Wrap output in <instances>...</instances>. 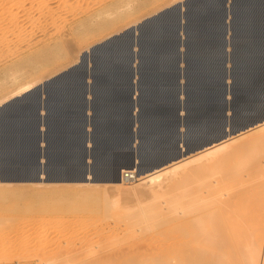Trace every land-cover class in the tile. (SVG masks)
<instances>
[{"label": "bare ground", "instance_id": "6f19581e", "mask_svg": "<svg viewBox=\"0 0 264 264\" xmlns=\"http://www.w3.org/2000/svg\"><path fill=\"white\" fill-rule=\"evenodd\" d=\"M230 1L226 9L233 15L232 21L227 24L230 30L228 32H232V36L241 43L237 48L238 54L236 52L235 57L231 52L234 66L231 73L236 77L237 96H242L244 100L241 103L244 107L249 108L264 98V0ZM213 2L211 0H187L184 2V13L177 11L175 6L169 5L171 7L169 9L173 10L172 7L175 9L172 11L173 15L176 17L175 14L179 13L181 15L178 16H181L180 18L184 20L182 30L186 33L184 44L188 47L187 50L195 58H199V63L188 66L189 69L203 78H209L208 85L203 88L193 86V82L190 83L191 95H189V98L184 96L186 98L184 105L188 107L190 113L186 118L184 116V122L189 124L190 128H207L214 121L220 120L224 105L223 88L220 85V79L223 75L222 70H220V63L222 64L226 55L224 56L222 36L220 37L219 34L226 29L223 22L225 6L223 0H213ZM168 13H170V10ZM175 17L162 13L159 19L154 18L142 22L139 30H137L138 36L135 37L136 39L127 31L130 26L121 29L113 34L121 32L123 33L121 38L114 37V39L109 40L107 38L110 36L107 37L101 42L99 51L94 50L95 52L92 53H96L92 57L96 64L92 65L90 71L94 76L105 72L109 77L108 82L94 81L91 92L96 100L103 104L99 116L93 120L96 129L94 132L95 137L101 136L99 142L107 145L114 144L112 140H116V145L119 146L120 152H117L115 157V179H113V182L104 184H95L96 182L71 184L37 182L27 184L0 181L1 187L3 184L14 185L20 189L40 187L52 190L57 195L58 193L61 194L56 197H59V202L63 200L66 203L59 204L56 201L58 204L52 206L50 218L47 215L49 221L56 222L51 231L53 235L54 233H63V227L68 222L72 225L80 224L89 227L88 230L90 229L85 235L82 234L81 238H77L78 240L73 238L74 241L71 242L72 240L69 239V245H67L68 243L65 244L67 246L63 249L60 247L61 250L56 246L52 248L51 245L53 244L45 240L44 237L49 234L48 230L39 229L37 235L40 237L38 240H40L33 246H36L42 255V259H39L40 264H264V213L263 215L252 213L253 209L251 212L249 206L254 205H250L248 202L250 200L248 196L250 189H256L262 185L264 187V182H260L264 178L260 180V175H263L264 169H262V166H264V163L261 162L263 163L261 166L258 161V164L256 161L255 163L250 161L254 158L257 159V156L264 157V123L258 124L259 126L254 129H252L253 127L249 128L251 130L244 131L238 136L224 139L225 141L214 144L210 148L207 147L201 152L198 151L199 153L183 157L168 166L148 172L145 170L146 165L162 150L164 140L163 138L159 140L160 133L171 132L172 127L170 125L173 123V111L177 106L174 100L175 97L173 98L172 95L167 96L170 103H167L169 104L167 108H164V106L153 108L151 104L153 99L164 94L158 90L163 77L154 79L150 74L151 84L146 83L143 85L144 89L149 88L150 90L144 92L138 101V105L142 108L141 115L137 118L140 125L138 131L140 139H142L140 145L143 146L144 153L134 155L132 152L121 151L127 144L125 140L119 141L118 139L126 136V133H122V130L127 129V109L130 103L115 97V99H110L114 89L115 91L117 89V83L115 85L112 78H118L122 69L120 66H112L123 65V63H118V60L124 59L123 62H125L129 59L130 48L136 44L139 52L138 59H141L142 56L147 57V61L146 58L141 59L144 65L167 62V64L170 63L168 64L169 67L173 69L174 54H176L178 46L175 34L179 29V20ZM254 34L257 35L258 39L254 37ZM3 38V0H0V58L6 55L3 54ZM208 48L212 50L209 51ZM9 51L11 55L14 52ZM105 54L107 57H104ZM19 55L21 54L19 53ZM229 57L231 59V55ZM50 58L52 59L51 56ZM79 59L80 57L76 59L78 63ZM81 62L72 71L68 69L71 72L68 71L59 77L54 74L57 78L44 84L42 91L45 93L44 100L40 98L42 89L40 91L39 89L34 91L32 89L43 82L46 76L32 80L27 85L21 86L23 88L13 89L14 91L9 95L0 99V106L8 102L6 106L3 105L4 107L0 112V156L2 165L4 163L3 156L9 161L15 162V157H20L23 150L32 147V132L38 121L36 118H39L35 115V108L40 104V99L45 107L49 108L55 115L46 120V124L50 126L48 128L50 129L48 138L54 142V149L58 150L64 147V144L68 145L66 141L60 143V140L80 139V133L77 130H81L84 118L77 113L80 114L83 106L76 100L83 90L80 81L84 74L86 60ZM213 64H215V67L212 66ZM15 70L7 71L14 75V73L19 72V70ZM28 70L30 71V69ZM20 72H23V70L21 69ZM57 72L59 73V71ZM189 75L191 78L192 73L189 72ZM171 76H165L164 78ZM169 81L172 82L171 79ZM124 87H126V84ZM69 88L72 89L71 92L67 90ZM30 90L32 91L28 95L14 99ZM256 90L263 91L262 95L256 94ZM66 91H68L69 96L65 94ZM197 96H201L203 99L200 107L195 105L194 98ZM210 105L216 106L215 111L210 110ZM11 107L16 108L14 113L12 110L9 111ZM113 115L120 118L119 121L115 122L116 125L110 124V118ZM195 116L198 118H195ZM134 117L137 116L134 115ZM78 141L80 146L81 141ZM101 149L99 148V150ZM79 150L80 147H78V153ZM104 152L106 151H98L95 155L99 153L102 155ZM239 160H242L241 163ZM10 167L12 166L10 165ZM250 196H252V193H250ZM80 200L85 202L76 203ZM91 200L93 202H87ZM248 208L250 211H247ZM59 213L65 216L64 219H62V215H58ZM120 219H122V225L119 223ZM32 230L33 224L30 221L24 223L21 231L23 238L30 239L33 234ZM75 232L71 233L74 234ZM119 240L121 241L119 242ZM130 240L133 242L130 243ZM126 241L128 243L124 244L123 242ZM41 252L45 253L42 254Z\"/></svg>", "mask_w": 264, "mask_h": 264}, {"label": "crops", "instance_id": "0c3cea01", "mask_svg": "<svg viewBox=\"0 0 264 264\" xmlns=\"http://www.w3.org/2000/svg\"><path fill=\"white\" fill-rule=\"evenodd\" d=\"M186 1L187 0L178 1L175 4V8H177V11H179V12L181 11L180 13H184V11H183L184 10V2H186ZM223 1H224V6H225L223 22L226 25V29L223 31V33H220L219 36L220 37L222 36V42H223L222 50L224 52V56L225 55L226 56L223 59L222 64L220 63V70H222V73H223V75L220 79V85H222V88H223V94L222 95L224 98V105H223V108L221 110V119L218 121H214L207 128H203V127H196V128L191 127L190 128L189 124H186L184 122L185 118L187 116H189V114H190L188 111V107H186L184 105L186 102V98L187 97L189 98V95H191L190 94V85H191L190 83L191 82H190V75H189L188 66H191V65L196 64V63L198 64L199 58L198 57L195 58L193 56V54H191L187 50L188 47L184 44L186 41V33L182 30V26L184 24V20L182 18L181 20L183 22L180 20L179 29L175 34V38L177 40L178 46L176 49L177 51L175 54V59H174L175 62H174L173 70H166V69L163 70L164 73L172 72L173 75L171 77H168V78H163L161 84H159L160 86L158 87V90H160V92H163L167 96L173 95L172 97L173 98L175 97L174 100H175L177 106L175 107V110L173 111V123H172V125H170V127H172L171 132H161L160 133L159 140L160 139L162 140V138L164 140L163 145H162V150L159 151L155 155L156 157H153L154 159L153 158L151 159V161H150V163H148V165H146L147 168L145 167V170L148 172H153L155 170H158V169H161L165 166H168L167 164L169 162L173 161L175 159V157L178 155V147L181 148L182 153H183V157H188L194 153L196 154V153L201 152V150L202 151L205 150L207 147L210 148V146L212 145V143H214L215 140H224V139L227 140V138L229 139V138L238 136V135L242 134L244 131L246 132L248 130H251L249 128L253 127L252 129H254V128H256L259 125L264 123V98L262 100L258 101V103H255L251 107L247 108V107L243 106V103H241L244 100L243 97L237 96L238 88H236V77L231 73L233 71V67H234L232 64V54H233V57H235L236 52L238 54L237 48L239 47V45H241V43L239 41H237L235 39V37L232 36V32H228L230 30H229L227 24H229V22L232 21V15L233 14H231L228 11V9H226V8L229 6L231 1L230 0H223ZM169 8H171V7L164 8V9L156 12L154 15L152 14L153 17L150 16L149 18H146L144 21H149L150 19H154V18L160 16L165 11H168ZM228 13L230 14V16ZM139 23L136 25L130 26L127 29V31L130 33V35H132V37H134V39H136L138 36L137 30H139L142 22H139ZM181 30H182V32H181ZM113 34H110V35H113ZM182 35H184V36H182ZM223 35H225V36H223ZM122 36H123V33L120 32L118 34L110 36L111 38L109 37L107 39L112 40V39H114V37L115 38H118V37L121 38ZM254 37L256 39H258L256 34H254ZM100 40L92 43L94 46H92L91 48L88 49L86 47V48L82 49L80 56H79L80 57L79 62H80V60L81 61H84V59L86 60V62H85L86 66L84 65V74H83L82 79L80 81V85L82 86V89L84 91L82 90V93L80 94V96L76 100L80 104H82V106H83V109L80 111V114L77 113L78 115H80L84 118V124L82 125L81 130H77L80 133V139L70 138L67 140L66 139L60 140V143L66 141V143H68V145L64 144V147L59 148L58 150L54 149V147H53L55 145L54 142H52L48 138V134L50 132V129H48V128H50V126L48 124H46V120L49 118H52L51 116H55V115L50 111L49 108L45 107L43 101L40 99V104H39L40 106L37 105V107L35 108V112H36L35 115H36V117H39V118H36V120H38V121H37L36 126L34 127V131L32 132V136H33L32 147H28L25 150L26 152L23 150L22 151L23 153L20 154L21 158L19 156L15 157V159H16L15 162L9 161V159L4 158V156H3V162L5 163V165L3 163V167H4L3 168V179L5 182L29 184V183H37V182L40 183L39 182V179H40L41 183H47V184H53V183L54 184H64V183L65 184H71V183H78V181L83 179V178H87V180H89V182H91V183L96 182L95 184L111 183V181L112 182L114 181L113 179H115V157H116V153L120 152L118 149L119 146L116 145L117 141L112 140L114 142V144H112V143H110L109 145L102 144L101 142H99L101 140L100 139L101 136L98 135L97 137H95L96 135H94V132L96 131V129H95V124H94L93 120L99 116V113L101 111V107L103 104L100 101L96 100V98L94 97V94L91 92V86L93 85L92 83H94V81H96V80L98 82L104 83V81L108 82V79H109L108 75L105 72L100 73V75L94 76L92 71H90L92 69V65L96 64L94 58H92V50H93V47H96V45L101 44V42H99ZM135 48L137 49L136 44H134L130 48V53L132 55L129 53V55H128L129 59H127L125 62H123L124 59L118 60V63H123V65L119 64V65L112 66V67L120 66V68L122 67V69H121L120 76L118 78H112L113 81L115 82V85L117 83V89H116V91L114 89L110 99L111 98L112 99L119 98V100L121 99L123 101V99H124L128 103H130V105L128 104V109H127V114H128L127 121H128V123L126 126V128H127L126 129V136L118 139L119 141L122 139L125 140V142L127 144V146L121 150L123 152H135L136 149L138 148L139 144H140V140L137 138L136 133L140 128V125L137 122V118H138V116L141 115L142 108L138 105V101L141 98V96L144 94V92H148L150 90L149 88H147V90L144 89L143 85H145L146 83L151 84L150 74L147 71V67H149L150 65H148V66H147V64L144 65L142 60L140 58L138 59L139 52H138V49L136 50ZM208 50L210 51L212 49L208 48ZM135 52H137V53H135ZM231 52H232V54H231ZM230 55H231V59H229ZM127 61H128V63H127ZM137 61H139V62H137ZM72 62L65 65L64 68L63 67L60 68L59 73L57 71H55L49 75H46V77L48 76V78L45 77V79L43 81L44 83L43 82L39 83L36 86L37 88L35 87L32 90L34 91V90L39 89V91H40V89H42L40 91V98H42L44 100L45 99L44 98L45 93L42 92L44 84H47L48 82H52L54 79H56L60 75L65 74L68 71H70L71 69H73L74 67H76L78 63H75V62L72 63ZM140 63H142V64H140ZM164 63H167V62H164ZM168 64H170V63H168ZM212 66L215 67V64H213ZM166 68H167V66H166ZM68 69H70V70H68ZM170 79L172 82L169 81ZM141 80H142V82H141ZM123 82L126 84V87H124L125 84ZM32 90L25 92V93L15 97L14 99H19L22 96L24 97V95L25 96L28 95ZM67 90L69 92H71L72 89L69 88ZM117 90H118V92H117ZM175 90H176V92H175ZM68 91L65 92L66 95H68L67 94ZM74 91L75 90L73 89V92ZM181 91H182V93H181ZM122 92L125 93L126 95L123 94ZM255 92H256V94L259 93L260 95H262L261 93L263 91L256 90ZM88 93H89V95H88ZM41 95H43V96H41ZM7 103L8 102H5L4 103L5 105L4 104L3 105L6 106ZM159 103L162 104V106H164V108H167V105L170 104L169 101L165 98H163ZM167 103H169V104H167ZM88 105H90V106H88ZM215 107H216L215 105H210V110L215 111ZM139 110H140V112H139ZM184 112L186 113L185 115H184ZM134 115L137 117H134ZM176 115H177V117H176ZM184 116H185V118H184ZM90 117H91V119H90ZM53 118H56V117H53ZM111 118H110V124H115V125H116L115 122H117V120L120 119L119 116H117V115L116 116L113 115ZM182 118H183V120H182ZM195 118H198V117L195 116ZM88 119H90V120H88ZM182 121H183V123H182ZM90 126H91V128H89ZM168 136H170V137H168ZM78 140L81 141L80 146L78 145V142H79ZM91 146H93V147H91ZM78 147H80L79 153H78ZM92 148H94V149H92ZM99 148H102V149L99 150ZM96 150H97V152L103 151V150H105L106 152H104L102 155H100V153L98 155H95L97 153ZM158 157H159V159H158ZM23 161H24V163H23ZM17 163H18V165H17ZM19 163H20V165H19ZM22 163H23V165H22ZM62 163H63V165H62ZM6 165H8L7 168H6ZM10 165L12 167H10ZM8 167H10V168H8ZM20 167H21V169H20ZM24 168H25V170H24ZM10 169H11V172H10Z\"/></svg>", "mask_w": 264, "mask_h": 264}, {"label": "rangeland", "instance_id": "374dc122", "mask_svg": "<svg viewBox=\"0 0 264 264\" xmlns=\"http://www.w3.org/2000/svg\"><path fill=\"white\" fill-rule=\"evenodd\" d=\"M178 1L180 0H3V54L5 53L6 55H3L4 58H0V99H3L16 89L23 88L21 86L27 85L34 79H40L45 77L46 74L49 75L55 71H59L60 68L72 61L78 63L76 59L80 56L82 49L86 47L89 49L94 46L92 43L100 39L99 42H102L104 39L111 36L110 34L118 32L126 27L136 25L139 22H143L150 15L170 7L169 5L175 6L174 3ZM211 1L214 3L213 0ZM122 6L123 8H121ZM172 9L175 10L174 7H172ZM169 10L171 14L168 13ZM169 10L164 12L165 15L170 17L172 15V17H175L172 12L173 10ZM175 15V18L180 22L181 16L178 15L181 14L176 13ZM157 18L159 19L160 16L155 19ZM158 33L161 34L159 31ZM100 45L101 44L93 47L92 53L94 50L98 52ZM9 50L15 53L11 51V55ZM19 53L21 55H19ZM95 54L96 53L92 54V57ZM76 56L78 57L76 58ZM104 57H107L106 54ZM144 58H146L147 61V57L142 56L141 59ZM148 65H150V68L147 67ZM148 65L146 66L147 71L154 79L173 75L172 72H163L165 69L173 70L167 63H152ZM21 69L23 72H20ZM28 69H30V71ZM7 70H19V72L13 75ZM188 70L192 73L190 79L192 80L191 83L193 82V86L203 88L208 85L209 78H203L195 74L189 67ZM166 96L167 95L162 94L153 99L151 102L153 108L162 106L159 102L163 98L168 100ZM194 101L195 105L200 107L203 99L201 96H197L194 98ZM11 110L14 113L16 108L11 107L9 111ZM122 133H126V129H123ZM136 136L139 140H142L140 139L139 131H137ZM132 153L134 155L144 153L143 146L139 144L136 151ZM263 158V156H257V159L254 158L250 161H254V163L256 161L257 164L260 162L262 166L264 163ZM241 161L242 160H239L240 163ZM263 167L264 166H262V169H264ZM262 174L263 175H260V180L264 177V170ZM260 182H264V178ZM262 191H264L263 185L248 191L252 193V196H250V193L248 194L250 199L248 202L250 205H254L252 207L249 206L251 212L253 209L252 213L255 212L260 215L264 213V192ZM0 192H2L0 193V264H40L39 259H42V255L37 247L33 246L40 240H38L40 237L37 235L39 229H46L49 231V236L47 235L48 237H44L45 240L53 244L51 245L52 248L56 246L57 248L59 247V250L69 245V239L73 242L90 230H88L89 227L74 223V225H72L68 222L67 225H65L66 227H63L65 231L63 230V233H61L62 235L57 233L53 235L51 231L53 230L52 227L54 224L56 225V222L51 220L50 222L47 217L49 216L50 218L52 206L66 202L60 200V203L59 197L56 196H60L61 194L58 193L57 195L52 190L40 187L20 189L14 185L3 184L2 187L0 186ZM30 198L32 199L30 200ZM81 201L85 202L80 200L79 202L76 201V203H80ZM87 202H93V200ZM249 208L247 211H250ZM261 211L263 212L260 213ZM62 213L65 215L64 212ZM62 213L58 215L63 216ZM64 217L65 216H63L62 219H64ZM121 220L122 219H120L119 223H121ZM29 221L33 224V234L30 239H24L21 232L22 227H24V223ZM120 225H122V223ZM143 228L145 227L143 226ZM73 231L76 232L73 234L71 233ZM139 233L137 234L139 235ZM121 236L122 234L120 237ZM132 240H130V243L133 242ZM120 241L121 240H119V242ZM123 243H128V241Z\"/></svg>", "mask_w": 264, "mask_h": 264}, {"label": "water", "instance_id": "95a60500", "mask_svg": "<svg viewBox=\"0 0 264 264\" xmlns=\"http://www.w3.org/2000/svg\"><path fill=\"white\" fill-rule=\"evenodd\" d=\"M2 108H3V105L0 106V112H1ZM223 141H225V140H215L214 143H212L211 146H213L214 144L215 145L216 144H219V143H221ZM182 158H183L182 150H181L180 147H178V155L175 157V159L173 161L169 162L167 165H170L173 162L179 161ZM0 181L1 182H5L4 179H3V165H2V158H1V156H0ZM39 182H41L40 179H39ZM85 182H89V180H87V178H83V179H81V180L78 181V183H85Z\"/></svg>", "mask_w": 264, "mask_h": 264}]
</instances>
